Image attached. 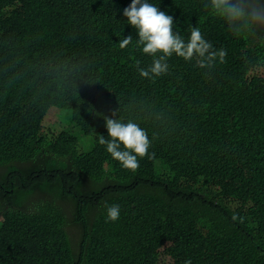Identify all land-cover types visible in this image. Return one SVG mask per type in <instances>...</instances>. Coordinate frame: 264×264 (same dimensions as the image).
Instances as JSON below:
<instances>
[{"label": "trees", "instance_id": "obj_1", "mask_svg": "<svg viewBox=\"0 0 264 264\" xmlns=\"http://www.w3.org/2000/svg\"><path fill=\"white\" fill-rule=\"evenodd\" d=\"M148 2L225 62L173 54L142 78L153 57L123 16L131 0H0V264H166L160 247L169 264H264V25L230 26L210 0ZM106 118L145 130L135 172L98 143Z\"/></svg>", "mask_w": 264, "mask_h": 264}, {"label": "clouds", "instance_id": "obj_2", "mask_svg": "<svg viewBox=\"0 0 264 264\" xmlns=\"http://www.w3.org/2000/svg\"><path fill=\"white\" fill-rule=\"evenodd\" d=\"M264 0H210L211 10L237 29L264 25ZM123 16L138 35L137 46H142L143 54L153 57L150 67L137 71L142 78H156L166 75L169 70L167 60L175 54L186 62L196 60L200 69L211 68L214 62L224 63L227 51L214 50L198 27H192L187 39L179 33H173V17L160 11L148 0H131L123 9ZM132 43L129 35L119 42L124 49ZM139 62H137L138 64ZM107 138L98 136V143L106 146V151L118 161L125 170L135 172L140 168V159L149 156L150 141L142 128L135 123H122L118 119L106 118ZM120 218L118 204L106 207V222H115ZM236 219V216H233ZM166 259V264H169ZM172 263V262H171ZM184 264H191L187 259Z\"/></svg>", "mask_w": 264, "mask_h": 264}, {"label": "rangeland", "instance_id": "obj_3", "mask_svg": "<svg viewBox=\"0 0 264 264\" xmlns=\"http://www.w3.org/2000/svg\"><path fill=\"white\" fill-rule=\"evenodd\" d=\"M254 3H256L255 1H253ZM257 5L261 6L260 4L256 3ZM264 7V6H261ZM252 72L258 73L263 75L264 74V68L262 66L257 67L256 69H254ZM64 125L63 123L59 120L58 118V114H57V109L55 107H51L47 113L45 114L43 121H42V131L44 133H47L48 135H52V134H57L59 131H61L63 129ZM85 141L82 140L81 141V145L84 146ZM108 167V164H105V168ZM154 256L156 258L157 261L160 260H166L170 258V254L167 253L165 247H160L158 248L155 253ZM171 258L169 260V263H171Z\"/></svg>", "mask_w": 264, "mask_h": 264}]
</instances>
